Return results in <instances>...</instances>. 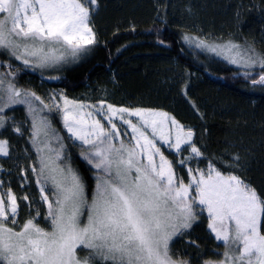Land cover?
<instances>
[{
    "label": "snow or ice",
    "instance_id": "6c2138e0",
    "mask_svg": "<svg viewBox=\"0 0 264 264\" xmlns=\"http://www.w3.org/2000/svg\"><path fill=\"white\" fill-rule=\"evenodd\" d=\"M98 9L99 0H0V177H9L0 178V264H264V187L243 174L239 152L208 154L195 129L168 111L20 84L28 70L77 60L98 44ZM182 39L264 89V52L254 44L202 33ZM13 137L25 141L22 149ZM66 141L90 165L94 186ZM21 202L29 209L22 222ZM204 219L207 241L218 242L213 250L192 235Z\"/></svg>",
    "mask_w": 264,
    "mask_h": 264
},
{
    "label": "trees",
    "instance_id": "16d2710c",
    "mask_svg": "<svg viewBox=\"0 0 264 264\" xmlns=\"http://www.w3.org/2000/svg\"><path fill=\"white\" fill-rule=\"evenodd\" d=\"M165 5L167 22L162 23L158 13H164ZM92 25L98 44L53 70H28L20 84L43 81L69 98L91 91L94 101L168 111L195 129L208 154L239 152L243 174L264 187V89L252 88L244 69L182 39L183 33L231 37L264 52V0H99ZM54 126L67 136L58 117ZM66 143L74 167L94 186L90 166L71 141ZM13 188H18L15 182ZM192 235L215 249V241H207L205 219L193 226ZM175 240V250L183 251L184 241Z\"/></svg>",
    "mask_w": 264,
    "mask_h": 264
},
{
    "label": "rangeland",
    "instance_id": "374dc122",
    "mask_svg": "<svg viewBox=\"0 0 264 264\" xmlns=\"http://www.w3.org/2000/svg\"><path fill=\"white\" fill-rule=\"evenodd\" d=\"M203 50V49H202ZM205 51H207V50H205ZM208 52V51H207ZM220 58V57H219ZM222 59V58H221ZM225 61V60H224ZM227 62V61H226ZM229 64V63H228ZM231 66H234V67H236V68H239V67H237L236 65H232V64H230ZM57 66H59V65H56V66H54V67H51V68H47V69H44L43 71H47V70H50V69H55V67H57ZM30 71H32V70H30ZM36 72H41L42 70H40V69H36L35 70ZM33 72V71H32ZM28 85H29V87H31V88H34L38 93H41V94H47L48 92H50L51 90H57V91H59L60 89H51V88H47L46 87V84L43 82V81H41L40 83H37V84H33V83H27ZM91 92V91H90ZM90 92H86L85 94H83V95H80V96H78V97H76V98H70V99H80V100H84V101H87V102H95L94 100H93V97H92V95H91V93ZM16 115H17V118L18 119H23V117H24V113H23V111L22 110H20V111H18L17 113H16ZM59 119V118H58ZM61 124V123H60ZM61 127H62V124H61ZM63 129V128H62ZM64 131V130H63ZM65 132V131H64ZM65 134L67 135V133L65 132ZM13 140H14V142H16L17 143V145H18V147L20 148V149H22L23 148V146H24V144H25V141L24 140H16V138L15 137H13ZM78 149V148H77ZM79 150V152H80V149H78ZM165 152H166V154H167V150L165 149ZM170 158H173V157H170ZM21 159H23V154L21 153ZM86 162V161H85ZM6 165L5 166H8L10 169H11V180H12V187H13V184H14V182H15V186H17L18 188H17V190H16V192H17V194L18 195H23V193L21 192V190H20V182H19V179H18V174H19V169L17 168V167H15V166H13V164H12V162L11 161H8V162H4ZM87 163V162H86ZM90 166V165H89ZM5 169H9V168H6V167H4ZM0 178H3V179H5V181H7L8 179H9V177H7V176H2V177H0ZM32 192H33V194L35 195V198L37 199V200H39V194H38V192L36 191V189H35V183L33 182V185H32ZM28 212H29V209L26 207V205L23 203V202H21V207H20V216H19V219L21 220V222L24 220V219H26L27 218V216H28ZM33 214H34V209H33ZM205 217H206V213H205ZM206 220V219H205ZM175 239V238H174ZM215 241V240H214ZM215 243L217 244L218 242H216L215 241Z\"/></svg>",
    "mask_w": 264,
    "mask_h": 264
}]
</instances>
